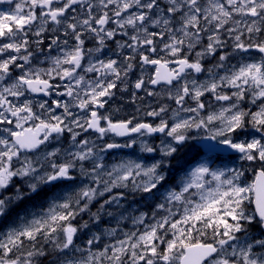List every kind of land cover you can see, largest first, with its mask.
<instances>
[{
    "label": "snow or ice",
    "instance_id": "6c2138e0",
    "mask_svg": "<svg viewBox=\"0 0 264 264\" xmlns=\"http://www.w3.org/2000/svg\"><path fill=\"white\" fill-rule=\"evenodd\" d=\"M0 264H264V0H0Z\"/></svg>",
    "mask_w": 264,
    "mask_h": 264
}]
</instances>
